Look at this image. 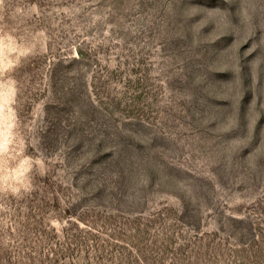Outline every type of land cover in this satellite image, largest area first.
Here are the masks:
<instances>
[{
    "label": "rangeland",
    "instance_id": "rangeland-1",
    "mask_svg": "<svg viewBox=\"0 0 264 264\" xmlns=\"http://www.w3.org/2000/svg\"><path fill=\"white\" fill-rule=\"evenodd\" d=\"M0 264H264V0H0Z\"/></svg>",
    "mask_w": 264,
    "mask_h": 264
}]
</instances>
